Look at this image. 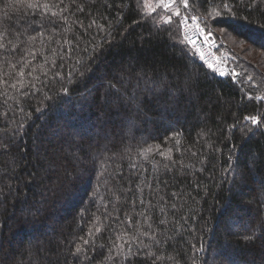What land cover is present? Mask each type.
<instances>
[{
  "label": "trees",
  "instance_id": "16d2710c",
  "mask_svg": "<svg viewBox=\"0 0 264 264\" xmlns=\"http://www.w3.org/2000/svg\"><path fill=\"white\" fill-rule=\"evenodd\" d=\"M187 2L0 0V264H264V0Z\"/></svg>",
  "mask_w": 264,
  "mask_h": 264
},
{
  "label": "built area",
  "instance_id": "2783aa9c",
  "mask_svg": "<svg viewBox=\"0 0 264 264\" xmlns=\"http://www.w3.org/2000/svg\"><path fill=\"white\" fill-rule=\"evenodd\" d=\"M186 17L188 18L187 20H185ZM179 26L186 43L194 51L200 61L209 68L211 72L218 76L221 75V77H225L229 72L228 68L209 44L206 35L199 25L198 17L196 15L188 16L182 12L179 17Z\"/></svg>",
  "mask_w": 264,
  "mask_h": 264
},
{
  "label": "snow or ice",
  "instance_id": "6c2138e0",
  "mask_svg": "<svg viewBox=\"0 0 264 264\" xmlns=\"http://www.w3.org/2000/svg\"><path fill=\"white\" fill-rule=\"evenodd\" d=\"M174 2H175V0H169V3L164 4L165 9L169 8V7L171 6V4L174 3ZM27 6H28L29 8L39 7L38 4H33V3H29ZM188 6H189V4H188L187 0H184V7H188ZM44 7L47 8L48 5L45 4ZM224 7L227 8L228 5L225 4ZM175 14H176V15H179V11H177ZM53 15H55V13H53ZM216 15L219 16L220 13H217ZM187 19H188V18L186 17L185 20H187ZM193 19H194V18H193ZM25 66H27V65H25ZM210 66H211V65H210ZM19 75H20L21 77L24 76L23 68L20 69ZM29 75H31V73H29ZM2 82H4V81H0V83H2ZM19 83L21 84V86H23V81H22V80H21ZM15 86H16L15 84L12 85V87H15ZM246 119H248V118L246 117ZM251 120H252V123H253V124H256V123H257V118H256V117H251ZM248 239H251V237H249ZM84 243L87 244L88 241L85 240ZM201 250H202V249H201ZM81 251H82V249H81L80 245H77V246H76V252L79 253V252H81Z\"/></svg>",
  "mask_w": 264,
  "mask_h": 264
},
{
  "label": "water",
  "instance_id": "95a60500",
  "mask_svg": "<svg viewBox=\"0 0 264 264\" xmlns=\"http://www.w3.org/2000/svg\"><path fill=\"white\" fill-rule=\"evenodd\" d=\"M206 38L209 40V44L212 46L213 45V42L210 39L211 38L210 35H207Z\"/></svg>",
  "mask_w": 264,
  "mask_h": 264
},
{
  "label": "rangeland",
  "instance_id": "374dc122",
  "mask_svg": "<svg viewBox=\"0 0 264 264\" xmlns=\"http://www.w3.org/2000/svg\"><path fill=\"white\" fill-rule=\"evenodd\" d=\"M219 76H221V75H219Z\"/></svg>",
  "mask_w": 264,
  "mask_h": 264
}]
</instances>
